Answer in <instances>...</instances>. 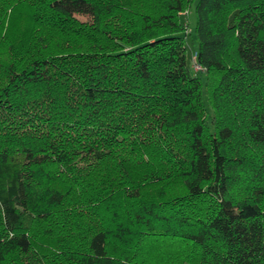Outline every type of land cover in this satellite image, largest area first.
Returning <instances> with one entry per match:
<instances>
[{
	"label": "trees",
	"instance_id": "1",
	"mask_svg": "<svg viewBox=\"0 0 264 264\" xmlns=\"http://www.w3.org/2000/svg\"><path fill=\"white\" fill-rule=\"evenodd\" d=\"M192 3L0 0V264H264V0L196 1L202 72Z\"/></svg>",
	"mask_w": 264,
	"mask_h": 264
},
{
	"label": "rangeland",
	"instance_id": "2",
	"mask_svg": "<svg viewBox=\"0 0 264 264\" xmlns=\"http://www.w3.org/2000/svg\"><path fill=\"white\" fill-rule=\"evenodd\" d=\"M197 0H193L191 6L187 9V12L181 14L180 21L185 24V44H186V57L189 68L193 71L202 72L200 69L193 66L194 52L197 49V40L195 35V3ZM81 19L85 17L79 16ZM200 74V73H199ZM201 80H204L203 73L200 74ZM209 110V108H208Z\"/></svg>",
	"mask_w": 264,
	"mask_h": 264
},
{
	"label": "built area",
	"instance_id": "3",
	"mask_svg": "<svg viewBox=\"0 0 264 264\" xmlns=\"http://www.w3.org/2000/svg\"><path fill=\"white\" fill-rule=\"evenodd\" d=\"M194 66H196V68H198V69H200V70H201V68H200L199 66H197V65H194Z\"/></svg>",
	"mask_w": 264,
	"mask_h": 264
}]
</instances>
